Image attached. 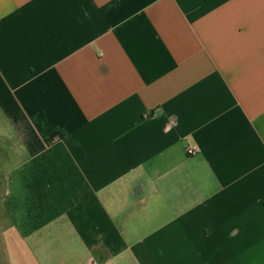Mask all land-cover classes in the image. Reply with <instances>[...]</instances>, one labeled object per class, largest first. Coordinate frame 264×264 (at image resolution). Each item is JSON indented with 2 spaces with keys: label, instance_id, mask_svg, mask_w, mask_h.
I'll use <instances>...</instances> for the list:
<instances>
[{
  "label": "crops",
  "instance_id": "0c3cea01",
  "mask_svg": "<svg viewBox=\"0 0 264 264\" xmlns=\"http://www.w3.org/2000/svg\"><path fill=\"white\" fill-rule=\"evenodd\" d=\"M0 260L264 264V0H0Z\"/></svg>",
  "mask_w": 264,
  "mask_h": 264
},
{
  "label": "built area",
  "instance_id": "2783aa9c",
  "mask_svg": "<svg viewBox=\"0 0 264 264\" xmlns=\"http://www.w3.org/2000/svg\"><path fill=\"white\" fill-rule=\"evenodd\" d=\"M197 152H198V150H197L196 147H188V148L186 149V153H187L189 156H193V155H195Z\"/></svg>",
  "mask_w": 264,
  "mask_h": 264
},
{
  "label": "rangeland",
  "instance_id": "374dc122",
  "mask_svg": "<svg viewBox=\"0 0 264 264\" xmlns=\"http://www.w3.org/2000/svg\"><path fill=\"white\" fill-rule=\"evenodd\" d=\"M2 218V220L4 221V222H8V220H7V218L6 217H1ZM1 261V264H2V260H0Z\"/></svg>",
  "mask_w": 264,
  "mask_h": 264
}]
</instances>
